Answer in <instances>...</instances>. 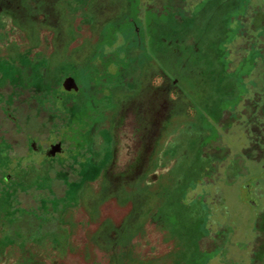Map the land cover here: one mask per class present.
Instances as JSON below:
<instances>
[{
	"label": "rangeland",
	"instance_id": "374dc122",
	"mask_svg": "<svg viewBox=\"0 0 264 264\" xmlns=\"http://www.w3.org/2000/svg\"><path fill=\"white\" fill-rule=\"evenodd\" d=\"M10 1L14 19H4L11 15L6 6L0 13V113L10 108L16 114V103H38L56 113L57 131H68L72 150L68 168L55 169L45 184L12 187L0 176V264H40L35 247L42 264L67 250L90 259L91 248L104 258L95 256V264H264V248L251 251L257 229L264 238V80L249 64L255 48L248 34L241 38L236 31L251 15L264 20V0ZM135 27L138 40L131 46H143L128 63L122 32ZM149 27L168 40L153 31L155 40L149 39ZM191 27L212 37L199 40L196 55L189 47L194 40H185ZM162 51L169 58L161 55L152 66L150 83L125 96L144 118L135 116L133 154L120 156L116 116L123 98L104 108L85 85L97 93L104 77L114 88H105L104 97L124 94L137 85L140 76L126 80L138 61ZM107 59L122 71L119 78L93 72ZM66 75L78 79L80 94L60 86ZM110 106V119L103 118ZM35 123L20 119L25 137ZM92 129L104 147H91ZM15 134L8 135L14 145ZM22 148H11L0 174L39 164L37 154L18 158ZM49 225L58 229L46 231ZM223 234L225 246H206ZM146 248L149 254L141 255Z\"/></svg>",
	"mask_w": 264,
	"mask_h": 264
},
{
	"label": "flooded vegetation",
	"instance_id": "af4514ba",
	"mask_svg": "<svg viewBox=\"0 0 264 264\" xmlns=\"http://www.w3.org/2000/svg\"><path fill=\"white\" fill-rule=\"evenodd\" d=\"M34 1L35 2L40 1L43 3L47 2V0H34ZM15 4H14V1L0 0V13L4 10V6H6L11 11L10 12L11 15H9L7 13V15L4 16L5 20L14 19L12 14L15 12V10H12V8H13V6L14 7L16 6ZM16 8H17V10H19L18 7H16ZM152 22H155V21H152ZM156 22H157V25L159 26L160 25L159 22L158 21H156ZM161 27H160V29H161ZM84 28L87 29L88 27L84 26ZM139 28L140 27H135V28H131L127 31L122 32L123 37L121 38V40L126 41L125 42L126 44L124 43V45L122 47L125 51H127L126 52V54H127V60L126 61L128 63H129V59H131V57H133V54H137V52L139 51L138 48L143 46V45L140 46V44H138V43L134 47L131 46L132 40H138ZM200 30L201 29H198V28L195 30V27H193V28L191 27V28L187 29V34L185 35V40H194L192 43H189V47L192 45L191 49L194 50V52L190 51V53L192 55H196L197 51L199 50L198 46L201 44V41H199V40H202L204 42L206 40L212 39V37L208 36V33H209L208 31H205V30L200 31ZM148 31L151 32V34H149L150 36H148V38L151 40H155L154 39L155 37H154V34L152 33V31L155 32V34L157 33L156 38H157V36H159L158 35V29L156 30L157 31L156 32L155 30H153L149 27ZM163 31L165 33L167 32V26L165 28L163 27ZM193 31H194V34L190 35V33ZM158 40H168V39L166 37L162 38L161 36H159ZM164 54H166V55H164ZM161 55H164L165 58H169V54L162 51L154 59L147 58L145 61H143V60L138 61V62H141V66H138L136 71L134 73H131V76L129 77V79L127 78V80H126V81H131V80L135 81L138 78V76H140L138 78L137 85H135L136 87L134 86L135 88H133V89L126 90V93H124V94L122 92L118 94L117 91H114V93L109 94V96L104 97V95H103L104 94L103 92L106 91L105 88H107V89L109 88L111 91L114 88L111 84H106L105 82L103 84V80H105V78L102 76L103 75H107L108 77L116 76V78L117 77L119 78V76H121V74H122L121 73L122 71L115 67L116 64L113 65L112 59H107L104 63H101V66H99V67L96 66L97 67V68H95L96 71H93L94 73L97 72L96 74H98V76L102 77L101 78L102 84L97 87V93L93 92L94 90L91 89L93 87H89L87 84L85 85V92L89 91L93 95H95L97 99H100L102 106L104 108H105L104 105H106V104L107 105L112 104L114 106L115 100L118 97L122 96V98H123V101H122L123 111L121 114L116 116L118 118L116 131L119 132V134H120L119 139L122 140L121 147H119L120 151H118L120 156H122L123 154H125L127 156H131L133 154V144L136 143V138H137V135L139 133V131L137 132V126L140 124V122L138 124L136 123V121H135L136 117L135 116L139 115V118L137 119V121L141 120V118L142 119L144 118V116H142L143 114L141 112L137 111V108L133 103L134 101L128 100L127 98H125V96H130V97L136 96V94H138L140 92L138 85L142 84V88H144L145 86H147L150 83V79H148V77L151 76L150 75V69L153 68L152 67L153 65L155 66L156 64L159 63L158 62L159 59L162 58ZM173 55L176 56V53H174ZM173 55H171V56H173ZM174 63H175L174 61L170 60V65H173ZM130 65H131V67H134V66H136V62L134 64L133 62L130 61ZM131 67H129V68H127V70L123 71V74H125L124 72H129L130 71L129 69H131ZM145 83H146V85H145ZM173 84H174V86L178 85V81H174ZM60 86L65 91H67L68 93H71V94H74V93L80 94L82 89H83L81 84L78 82V79L76 77H74L73 75H66L63 78L62 82L60 83ZM120 86H122V85H120ZM117 87H119V85ZM87 88H90V90H88ZM107 91H109V90H107ZM42 92L43 91L40 90V93H42ZM97 101L100 102L99 100H97ZM24 102L21 104L16 103V106L14 108L16 111V114H13L11 112L10 108H8L7 111L5 110L4 114H3V112L0 113L3 116V119H1V121H0V130L4 134V137H3L4 141L0 139V164L4 165V164L9 163V161L11 160V156H10L9 152H10L11 148L13 149L16 146L23 147L22 148L23 152L21 151L22 153L20 155H16V156H18V158H23V157H26L28 155L37 154L40 158V161H39V164L33 163L30 165H27L28 167L24 171H20L19 173L14 174L10 170H5L4 172H2L0 174V176L2 179H4L5 183H7L9 186H12V187L21 186L23 188H27V187H30L31 185H34L37 183L45 184L46 181L44 179L46 178L48 180L50 178L51 174L54 173L55 169H57L58 167H60V168L65 167L67 169L68 165H69L68 159H69V153L72 150V144H70L68 142L69 141L68 131L65 133L64 132L61 133L62 130H60L61 132L57 131L58 129H57V124H56V113H54L53 111L51 113H49L47 111L41 110L38 107V103H36V102L35 103L33 102L32 104H30V108H26V107H24L25 106ZM67 105L68 106L71 105V102H68ZM77 106L79 107L80 105L78 104ZM78 107H76V108H78ZM31 110H33V111H31ZM110 110H111V106L104 110L105 116L103 118H106V116H107V118L110 119V114H112L111 112L113 109L111 111ZM114 111H115V109H114ZM259 111H260V109L258 107L257 112L259 113ZM129 115H134V119L131 121L128 120ZM21 118L27 120V124L32 121V118L33 119L35 118V121H36L34 127H32L33 129L28 131L27 137H25L24 127L20 125V119ZM128 122H130V123H128ZM7 124H9V125H7ZM4 125H6L7 128ZM107 127L108 126H106V124L105 125L103 124L101 128L103 130H106ZM251 129L255 133L257 132V131H255V128L251 127ZM96 130L97 129H92L91 132L89 133L90 141H91V147L98 146L99 147L98 149H100L101 147H104L105 142L103 139H101L99 136H97V134H94L96 132ZM14 132L16 133L15 137H17L15 145L9 142V141H11L10 138L11 137L14 138V136H8L11 133L14 134ZM79 148L82 149L83 146H81V144H80ZM93 148H95V147H93ZM226 162H228L226 165L231 164L230 166H232V164H234V163H230L231 160H230V162H229V160H227ZM4 166H7V165H4ZM244 171H243L244 176L246 174H247L246 176H249V173H251L250 170H248L246 172H244ZM243 188L252 192V185L249 183L243 184ZM254 206H256V203H254ZM84 217H86L85 214L82 215V218H84ZM260 220H262V222H263L264 217H260L259 221ZM57 229L58 228L55 225H49V226L45 227L46 231L47 230L52 231V230H57ZM256 231H257L256 236H255L256 239L251 246L252 247L251 251L255 254L260 253L261 250L264 248V238L262 237V233L258 229ZM82 235H83L82 231L79 232V234H77V236L75 237V241H74L75 245L80 246L78 244V242L82 243L84 241V237L82 238ZM113 239H116L115 235L113 236ZM225 242H226V236H224V234H223V235H220L218 239H215L214 245L211 243V244H206V246L208 248H210L211 246L214 247L215 245L220 246L222 244L225 246ZM152 243H153V245H158V237L157 236H155V239L152 238ZM38 249L35 247L34 250L37 252V256L41 261L40 264H42L43 260H41V255H42L41 249L40 248H38ZM83 249H86V248H83ZM146 249L147 250H145L143 252V254H141V255L144 256V255L149 254V252H150L149 248H146ZM86 252H88L89 258L90 259L92 258L94 260L88 259V256L85 257L83 254H82V256H79L78 254H74V253L69 252L67 250L62 257H59V259L54 258L51 261H49L48 263H46L44 261L43 264H95V262H97V258L95 256H97V255L99 256V261H100L101 257L103 258V255L99 249H96V248L95 249L94 248L86 249ZM108 256H110V255H108Z\"/></svg>",
	"mask_w": 264,
	"mask_h": 264
},
{
	"label": "trees",
	"instance_id": "16d2710c",
	"mask_svg": "<svg viewBox=\"0 0 264 264\" xmlns=\"http://www.w3.org/2000/svg\"><path fill=\"white\" fill-rule=\"evenodd\" d=\"M248 19L249 20L247 23L246 21L239 23L236 31L239 34V37L241 38L245 34H248L247 40H250L253 43L252 44L253 49L255 48L252 51L253 56L249 64L252 66L254 73L258 71L261 72L260 79L264 80V20L257 21V15L256 16L251 15ZM255 30H258L256 31V34H255ZM254 42H256V44ZM260 79L258 80L260 81Z\"/></svg>",
	"mask_w": 264,
	"mask_h": 264
}]
</instances>
